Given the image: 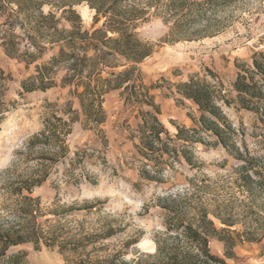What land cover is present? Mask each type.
<instances>
[{
	"label": "rangeland",
	"instance_id": "obj_1",
	"mask_svg": "<svg viewBox=\"0 0 264 264\" xmlns=\"http://www.w3.org/2000/svg\"><path fill=\"white\" fill-rule=\"evenodd\" d=\"M40 1L44 2L43 13L51 10L59 18V28H68L66 16L75 18L63 13L69 6L78 14L82 29L98 28L104 21L100 17L94 22L95 9L85 0ZM129 3L149 10L137 21L135 32L153 45V51L138 67L142 82L160 105L158 117L172 137L177 125L193 127L192 118L199 116L197 106L176 93L177 83L191 74L206 76L231 100L235 96L232 84L238 71L236 64H250L253 52L264 49V0H231L216 10L208 8L200 22L182 27L193 34L191 38L170 41L166 38L170 24L165 20L168 16L164 17L167 0H129L125 5ZM10 6L16 7L14 2ZM1 22L0 18V91L14 103L0 123V224L14 219L11 209L16 196L12 188L40 166L47 175L31 189L30 196L39 199L42 214L52 222L56 220V226H63L65 232L99 234L85 244V254L101 259L118 255L115 264L121 260L144 264L151 260L147 255L156 251L154 240L162 241L168 208L181 210L189 221L204 208L215 228L226 230L210 239L212 253L227 264H264V123L253 112L221 103L244 142L240 147L246 148L248 160L235 158L214 144L213 136L203 134L208 143H194L192 147L195 166L174 162L163 172L148 166L154 177L142 179L141 163L130 138L137 122L136 109L124 102L121 89L104 95L106 117L99 126H90L84 120L78 99L62 85L63 67L55 69L51 87L22 92L21 80L33 73L35 62L47 59L50 53L26 65L23 60L29 40L22 26L16 25L17 57L9 55L1 37L11 33ZM206 26L204 35H195ZM53 114L64 120L71 115L76 119L68 122L70 129L63 144L67 151L60 149L59 143L29 144L43 129L45 120H53ZM41 156L55 159H47L41 166ZM242 164L246 168H241ZM245 174H250L253 181ZM164 196L171 197L164 200ZM105 226L112 228L108 236L103 235ZM220 237L232 238L230 250ZM18 251L25 253V264H72V257L60 253L57 247L36 250L25 243L8 252ZM0 264H6L2 258Z\"/></svg>",
	"mask_w": 264,
	"mask_h": 264
},
{
	"label": "trees",
	"instance_id": "obj_2",
	"mask_svg": "<svg viewBox=\"0 0 264 264\" xmlns=\"http://www.w3.org/2000/svg\"><path fill=\"white\" fill-rule=\"evenodd\" d=\"M85 1L95 9L94 22L100 17L104 18L100 27L82 29L79 16L71 6L67 10L64 8L63 13H70L75 18L66 16L68 28H59V18L51 10L42 12L43 1L16 0L13 1L16 6L13 8L10 6L12 1L0 0L1 24L7 25L11 33L8 37H1L4 50L17 57L19 36L15 34L14 28L19 25L23 28L24 37L29 40L25 50L27 57L23 60L26 65L50 53L47 59L35 62L33 73L21 80L22 92L51 87L55 84L52 77L55 69L63 67L65 74L62 85L68 86V93L78 99L84 120L90 126H99L106 117L104 95L110 90L121 89L120 95L124 102L136 109L137 122L130 138L141 163L142 179L152 180L154 177L148 166L162 169V172L172 168L174 162L195 166L192 147L194 143H208L203 134L213 136L214 144L221 145L235 158L248 160L246 148L241 150L240 147L244 142L226 117L221 103L227 106L232 103L236 108L249 110L264 123V49L253 52L250 64H236L238 71L232 84L235 96L231 100L206 76L191 74L186 81L177 83L176 93L181 99L191 100L197 106L199 116L192 118L193 127L177 125L172 137L158 117L160 105L155 101L150 87L142 82L138 67L153 51V45L140 39L135 32L137 21L144 19L149 10L139 8L135 3L125 5L129 0ZM229 2L231 0H167L164 17L168 16L165 20L170 25L166 38L169 41L191 38L193 34L182 27L200 22L208 8L213 11ZM207 27L196 30L195 35H204L206 32L203 31ZM209 73L213 78V72ZM3 95L4 91H0V123L14 103ZM71 113H76V110H71ZM52 118L45 120L43 129L33 135L29 144L59 143L60 149L67 151L63 145L65 134L70 129L68 122L75 117L71 115L68 120H64L53 114ZM47 159L55 158L41 156V166ZM241 168H246V165L242 164ZM253 173L256 174V170ZM46 175L45 170L38 166L33 174L18 180L11 190L16 196V203L11 209L14 219L0 224V258L4 263L25 264L24 252H8L11 247L25 243H31L36 250L57 247L60 253L72 257V264H115V261H119L118 255L101 259L84 253L85 244L99 237L96 232L82 230L72 235L65 232L63 226L58 228L56 220L52 222L42 214L39 199L30 196V192ZM245 175L253 181L250 174ZM170 197L164 196L162 199ZM197 213V217L189 221L183 218L181 210L168 208L162 241L154 240L156 251L153 255H147L151 260L144 264H227L224 258L215 255L209 248L210 239L226 230L221 228L218 231L204 208ZM221 222L227 224L225 219H221ZM105 227L103 235L108 236L112 228ZM219 239L224 241L229 250L234 245L232 238ZM231 254L226 252L228 256ZM121 261L119 264H140L138 261Z\"/></svg>",
	"mask_w": 264,
	"mask_h": 264
}]
</instances>
